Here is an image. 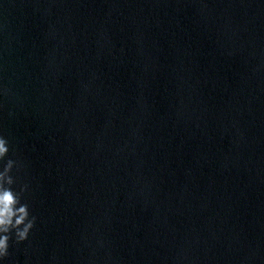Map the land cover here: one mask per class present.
<instances>
[{
	"label": "water",
	"instance_id": "1",
	"mask_svg": "<svg viewBox=\"0 0 264 264\" xmlns=\"http://www.w3.org/2000/svg\"><path fill=\"white\" fill-rule=\"evenodd\" d=\"M0 136V264H264V0H0Z\"/></svg>",
	"mask_w": 264,
	"mask_h": 264
},
{
	"label": "clouds",
	"instance_id": "2",
	"mask_svg": "<svg viewBox=\"0 0 264 264\" xmlns=\"http://www.w3.org/2000/svg\"><path fill=\"white\" fill-rule=\"evenodd\" d=\"M8 151L7 140L0 136V260L8 255L10 234L17 244L25 241L36 220L29 216L28 204L21 202L28 186H20L19 191L13 189L15 181L10 173L14 168L19 171L21 165L13 159L5 161Z\"/></svg>",
	"mask_w": 264,
	"mask_h": 264
}]
</instances>
